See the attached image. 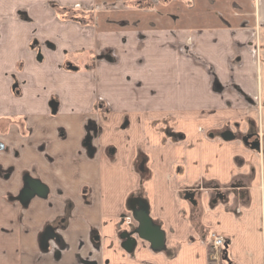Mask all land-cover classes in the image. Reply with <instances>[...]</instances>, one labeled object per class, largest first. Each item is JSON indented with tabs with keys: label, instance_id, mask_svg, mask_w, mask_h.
Masks as SVG:
<instances>
[{
	"label": "crops",
	"instance_id": "1",
	"mask_svg": "<svg viewBox=\"0 0 264 264\" xmlns=\"http://www.w3.org/2000/svg\"><path fill=\"white\" fill-rule=\"evenodd\" d=\"M137 1L0 0V264H264V0Z\"/></svg>",
	"mask_w": 264,
	"mask_h": 264
},
{
	"label": "built area",
	"instance_id": "2",
	"mask_svg": "<svg viewBox=\"0 0 264 264\" xmlns=\"http://www.w3.org/2000/svg\"><path fill=\"white\" fill-rule=\"evenodd\" d=\"M210 239V248L213 258V255H215L221 248H223L226 245V242L224 237L218 234H212L210 236Z\"/></svg>",
	"mask_w": 264,
	"mask_h": 264
},
{
	"label": "flooded vegetation",
	"instance_id": "3",
	"mask_svg": "<svg viewBox=\"0 0 264 264\" xmlns=\"http://www.w3.org/2000/svg\"><path fill=\"white\" fill-rule=\"evenodd\" d=\"M210 241H211V239L209 238L208 258L210 257V260L215 262V261H217L218 257H217V255H214V257L212 258V252H211V248H210Z\"/></svg>",
	"mask_w": 264,
	"mask_h": 264
},
{
	"label": "trees",
	"instance_id": "4",
	"mask_svg": "<svg viewBox=\"0 0 264 264\" xmlns=\"http://www.w3.org/2000/svg\"><path fill=\"white\" fill-rule=\"evenodd\" d=\"M159 3H161L163 0H157ZM165 1H168V0H165ZM141 3V1L139 0V1H137V4H140ZM146 3L147 4H149L150 6H154V3L153 2H151V1H146Z\"/></svg>",
	"mask_w": 264,
	"mask_h": 264
}]
</instances>
